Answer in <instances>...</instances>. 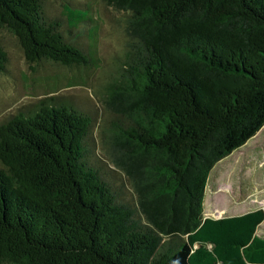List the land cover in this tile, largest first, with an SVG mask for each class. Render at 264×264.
Masks as SVG:
<instances>
[{
    "label": "trees",
    "instance_id": "16d2710c",
    "mask_svg": "<svg viewBox=\"0 0 264 264\" xmlns=\"http://www.w3.org/2000/svg\"><path fill=\"white\" fill-rule=\"evenodd\" d=\"M105 1L127 49L102 96L104 156L95 115L64 96L0 124V264H264L263 209L203 217L211 170L264 125V0ZM64 9L68 26L45 0H0V31L31 64L89 68L92 8Z\"/></svg>",
    "mask_w": 264,
    "mask_h": 264
},
{
    "label": "rangeland",
    "instance_id": "374dc122",
    "mask_svg": "<svg viewBox=\"0 0 264 264\" xmlns=\"http://www.w3.org/2000/svg\"><path fill=\"white\" fill-rule=\"evenodd\" d=\"M68 2L76 6L89 4L92 8L97 22V62L89 68L78 69L50 63L31 64L15 36L7 29H1L0 41L8 53L9 62L6 71L0 73V124L39 99L64 96L95 115L94 150L98 157H103L102 140L107 114L102 96L118 76L125 57V17L123 12L105 0H45L48 14L58 17L63 26H68V16L64 12ZM82 26L75 33L84 45H89L91 41L87 31L91 25ZM207 205L214 215L206 213ZM257 209L264 210V125L253 138L213 167L203 199L204 217L206 214L214 218L238 216ZM257 237L264 239V223Z\"/></svg>",
    "mask_w": 264,
    "mask_h": 264
},
{
    "label": "crops",
    "instance_id": "0c3cea01",
    "mask_svg": "<svg viewBox=\"0 0 264 264\" xmlns=\"http://www.w3.org/2000/svg\"><path fill=\"white\" fill-rule=\"evenodd\" d=\"M213 212H214V211H213ZM213 212H211V213H209V214L214 215V214H212ZM246 213H247V212H246ZM209 214H206V216H205V217L203 216V217H204V218H208V217H209V218H211V217L214 218L213 216H210ZM244 214H245V213H244ZM240 215H242V214H240ZM221 218H223V217H221ZM214 219H218V218H214ZM262 223H264V221H263ZM262 223H261V224H262ZM261 224L258 226V228H257V230H256V236H257V232H258V230H259Z\"/></svg>",
    "mask_w": 264,
    "mask_h": 264
},
{
    "label": "bare ground",
    "instance_id": "6f19581e",
    "mask_svg": "<svg viewBox=\"0 0 264 264\" xmlns=\"http://www.w3.org/2000/svg\"><path fill=\"white\" fill-rule=\"evenodd\" d=\"M205 210H206V213H210V211H212V208L207 205Z\"/></svg>",
    "mask_w": 264,
    "mask_h": 264
}]
</instances>
